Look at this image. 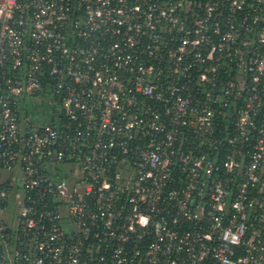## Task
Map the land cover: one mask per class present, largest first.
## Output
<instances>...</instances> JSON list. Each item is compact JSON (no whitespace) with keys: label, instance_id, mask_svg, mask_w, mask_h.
<instances>
[{"label":"built area","instance_id":"built-area-1","mask_svg":"<svg viewBox=\"0 0 264 264\" xmlns=\"http://www.w3.org/2000/svg\"><path fill=\"white\" fill-rule=\"evenodd\" d=\"M0 264H264V0H0Z\"/></svg>","mask_w":264,"mask_h":264}]
</instances>
